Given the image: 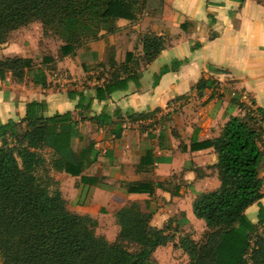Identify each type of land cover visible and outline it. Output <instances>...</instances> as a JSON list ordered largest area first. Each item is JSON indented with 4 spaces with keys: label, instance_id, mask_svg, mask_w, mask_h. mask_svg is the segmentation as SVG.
Wrapping results in <instances>:
<instances>
[{
    "label": "crops",
    "instance_id": "crops-1",
    "mask_svg": "<svg viewBox=\"0 0 264 264\" xmlns=\"http://www.w3.org/2000/svg\"><path fill=\"white\" fill-rule=\"evenodd\" d=\"M149 1V13L103 24L66 55L64 43L53 48L37 22L0 43V59L33 63L22 81L8 72L0 78V124L22 120L31 101L45 102V117L70 113L76 124L69 147L80 173L49 167L47 174L67 208L96 220V234L109 241L119 231L116 211L132 203L128 187L140 182L153 186L150 197L135 201L150 213L151 228L172 238L188 228L199 237L205 224L191 206L198 194L218 188L217 154L190 146L216 137L231 116L261 111L254 122L264 152V0H161L162 10L155 5L160 0ZM145 35L163 42L151 61L143 57ZM38 72L44 86L33 82ZM200 79L210 86L195 89ZM42 153L47 162L55 156L47 147ZM259 176L264 179V158ZM261 191L244 212L253 224L264 209V183ZM256 231L264 233V218ZM166 248L153 251L156 263Z\"/></svg>",
    "mask_w": 264,
    "mask_h": 264
},
{
    "label": "trees",
    "instance_id": "trees-1",
    "mask_svg": "<svg viewBox=\"0 0 264 264\" xmlns=\"http://www.w3.org/2000/svg\"><path fill=\"white\" fill-rule=\"evenodd\" d=\"M155 5L167 8L161 0ZM149 6V0H0V43L12 31L34 22L44 33L47 27L73 25L92 12L103 25L118 18L135 20L142 9L149 13ZM80 38H67L60 54L71 53ZM142 44L146 61L163 48L162 39L155 35H145ZM32 66L30 58L4 57L0 78L8 72L22 81ZM33 82L44 86L43 72L35 74ZM210 83L200 79L195 89ZM45 109L44 101H31L22 120L0 124V264H158L152 259L153 251L172 237L164 229L150 232V213L135 203L152 195V184L128 187L132 203L115 213L119 231L114 240L96 234V220L69 210L57 182L47 174L49 167L80 173L69 147L76 122L68 112L45 117ZM261 133L249 111L231 116L216 137L191 144L194 150L214 149L219 186L201 192L192 202L193 215L205 224L204 242L186 236L179 240L178 246L188 256L185 264H264V233L256 231L264 209L260 206L257 224L244 213L263 195ZM46 147L55 154L48 162L42 153Z\"/></svg>",
    "mask_w": 264,
    "mask_h": 264
},
{
    "label": "rangeland",
    "instance_id": "rangeland-1",
    "mask_svg": "<svg viewBox=\"0 0 264 264\" xmlns=\"http://www.w3.org/2000/svg\"><path fill=\"white\" fill-rule=\"evenodd\" d=\"M74 22L75 24L73 25H61V26L53 25V26L47 27L44 33L42 32V35L43 37H47V39H50V40L52 39L50 43L52 44L53 48H56L62 43H65L67 41V38L69 37H73V38L81 37L82 39L89 38V36H91L93 32H96V30L100 29L102 25L98 16H96L92 12L85 14L84 16H82L81 18H78L77 21H74ZM31 29L35 31V27H31ZM33 35H34V32H33ZM187 229L185 230L178 229L179 234L177 235L173 234L172 241L169 242L168 244L167 243L165 244V246L166 247L168 246V248L163 249L158 254L157 259L159 261V264H185L188 262V256L178 246L179 240L183 238L184 236L191 238L193 241L199 244L204 242L203 235L205 233V230L199 232L198 233L199 237L193 239L192 237L193 235H196V231L193 229L186 231ZM174 241H177V243H174ZM171 243H172L173 248L169 249V247H171L170 245ZM128 247L131 248L130 246Z\"/></svg>",
    "mask_w": 264,
    "mask_h": 264
},
{
    "label": "built area",
    "instance_id": "built-area-1",
    "mask_svg": "<svg viewBox=\"0 0 264 264\" xmlns=\"http://www.w3.org/2000/svg\"><path fill=\"white\" fill-rule=\"evenodd\" d=\"M251 114H252L253 118L254 119L257 118L258 119V123H260L261 117H259L258 112H256V110H253V111H251Z\"/></svg>",
    "mask_w": 264,
    "mask_h": 264
},
{
    "label": "water",
    "instance_id": "water-1",
    "mask_svg": "<svg viewBox=\"0 0 264 264\" xmlns=\"http://www.w3.org/2000/svg\"><path fill=\"white\" fill-rule=\"evenodd\" d=\"M216 70H217L218 72H223V71H224L223 69H218V68H216ZM150 232L154 233V232H156V230L153 229V228H150Z\"/></svg>",
    "mask_w": 264,
    "mask_h": 264
}]
</instances>
